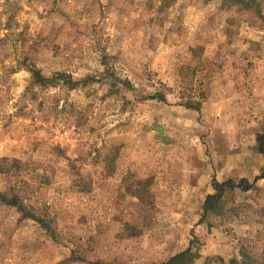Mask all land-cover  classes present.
<instances>
[{
    "label": "rangeland",
    "instance_id": "obj_1",
    "mask_svg": "<svg viewBox=\"0 0 264 264\" xmlns=\"http://www.w3.org/2000/svg\"><path fill=\"white\" fill-rule=\"evenodd\" d=\"M264 14V0H258ZM77 86L31 83L28 66ZM160 92L165 100L151 98ZM189 100L200 108L185 106ZM264 20L223 0H0V264H264Z\"/></svg>",
    "mask_w": 264,
    "mask_h": 264
},
{
    "label": "trees",
    "instance_id": "obj_2",
    "mask_svg": "<svg viewBox=\"0 0 264 264\" xmlns=\"http://www.w3.org/2000/svg\"><path fill=\"white\" fill-rule=\"evenodd\" d=\"M225 3H229L232 5H236L241 9H245L253 12L259 18L264 20V14L262 13L261 4L258 0H223ZM28 70L31 73V83L34 85H38L41 87H49L57 84H65L70 88H75L77 84L75 82L67 80V75L63 73H56L53 77H46L39 68H36L33 65L28 66ZM151 98H155L159 101H164V94L157 92L152 95ZM185 106L189 108L199 109L200 102L195 100H189L185 104ZM257 150L262 156L264 160V133H261L257 136ZM264 179V167L261 169V172L257 174L253 181H250L247 177L241 178L239 181H235L233 179H228L224 182H219L216 179L213 180L215 193L207 195L204 203V215L209 212H215L218 210L219 206L222 203V199L224 193L227 190L238 188L241 191H248L252 189L255 183L259 180ZM0 204L7 206H14L21 213V218H29L37 221L40 225H42L51 236H53L52 228L50 226L49 221H47L42 216H38L36 212L33 211L32 208L26 206L22 199L16 195H10L8 193L0 192ZM196 257L195 252L189 247L173 256H171L167 261L163 264H192ZM233 264H244L242 262H238L236 260H232Z\"/></svg>",
    "mask_w": 264,
    "mask_h": 264
}]
</instances>
